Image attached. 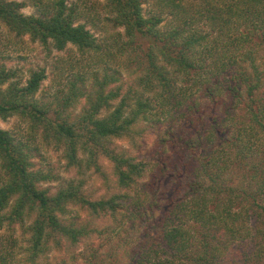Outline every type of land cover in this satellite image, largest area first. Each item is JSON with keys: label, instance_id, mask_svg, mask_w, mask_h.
I'll return each mask as SVG.
<instances>
[{"label": "trees", "instance_id": "1", "mask_svg": "<svg viewBox=\"0 0 264 264\" xmlns=\"http://www.w3.org/2000/svg\"><path fill=\"white\" fill-rule=\"evenodd\" d=\"M27 1L38 14H24L26 2L0 0V24L58 51L73 45L89 59L90 88L73 83L54 106L35 98L43 69L21 82L17 70L0 66V119L16 117L27 130L17 138L0 129V229L33 216L25 262L39 264L62 238L73 245L88 238L87 226L59 216L72 203L110 214L116 228L128 222L130 240L140 235L134 246L125 240L124 257L115 252L109 264H264V0H157L161 11L149 17L141 0H106L104 21L122 31L100 38L88 28L100 27L98 0ZM165 12L168 29L160 27ZM119 67L135 77L121 96L109 89ZM76 92H85L86 106L74 116L67 108ZM152 121L172 126L162 141L172 140L180 163L172 199L149 226L145 206L153 204L138 190L149 162L116 152L110 140L133 139L139 123ZM37 136L63 146L69 166L98 173L99 158L107 159L124 193L91 200L80 180L48 195L37 184L53 177L30 169L36 147L28 144ZM9 238L11 246L0 238V264L13 262L16 242Z\"/></svg>", "mask_w": 264, "mask_h": 264}, {"label": "rangeland", "instance_id": "2", "mask_svg": "<svg viewBox=\"0 0 264 264\" xmlns=\"http://www.w3.org/2000/svg\"><path fill=\"white\" fill-rule=\"evenodd\" d=\"M10 1L26 2L27 6L22 10L24 14H38L37 9L27 0ZM141 1L142 13L145 17L160 13L161 7L157 0ZM67 3L90 6L95 3V0H67ZM105 3L106 0H98L94 7V9H98V13L94 16H97L96 21L100 22V27L95 29L90 24L88 26L93 35L98 36V38L109 37L115 30L122 31V29H115L104 21L107 13L102 10L101 6L103 7ZM92 16L89 17L92 18ZM161 19L160 27L163 29L172 26V20L168 13H163ZM84 22L85 20L81 21V23ZM88 62L89 59L80 56L73 45L69 44L64 50L58 51L51 48L50 45L45 47L39 42L32 41L29 36L17 37L0 24V66L17 70L21 82H25L33 70L43 69L45 71L46 77L41 82L35 98L52 102L56 106L58 103H62L61 97H64L60 92L68 93L69 87L73 83L78 90L81 88L86 91L89 90ZM82 76L85 79L84 83L80 80ZM116 76L118 77L117 80L109 86V89L118 91L121 96L133 84L135 77L126 74L120 67ZM75 98L73 105H70L67 111L77 116L86 106L85 92L83 94L76 92ZM60 110H63V107ZM101 113L104 115L105 111ZM167 125L168 121L161 124L154 121L141 122L134 128L133 139L123 137L110 140V148H114L116 152L137 161L146 160L149 162L143 177L138 181L140 197H145L147 201L153 204L152 206H145V208H150L152 212L148 216L146 215L149 226H153L162 219L166 204L171 201L172 194L175 192L174 188H177L179 184L178 181L172 180V171L176 167L174 163H180L176 157V152L172 150V140L167 144L162 141L168 128ZM0 129L11 132L17 138L22 135L27 137L26 126L16 117L7 120L0 119ZM168 131L172 134V126L171 129L168 128ZM54 144H45L40 136H37L36 140L34 138L29 140L28 145L32 148L36 147L31 160L33 165L30 169L42 171L53 177L51 180H43L38 183L39 189L46 190L47 194L52 196L60 189L65 188L68 183H76L82 180V191L91 200L107 199L114 194L124 193L125 190L118 186L112 165L107 159L99 158L100 169L98 173H94L92 169H79L69 166L65 158L64 147ZM66 210L65 213H59L61 219L73 221L77 226H87L89 236L75 245L70 244L67 238H62L60 245H49L48 250L39 258V264L48 261L52 264H109L112 260L111 255L115 252L118 253V251H120L118 256L121 258L124 242L127 239L130 240L131 229L128 222L120 224L116 228L114 226L115 218L109 217L110 214H93L86 208L72 203L66 205ZM142 214L144 213L141 211ZM114 216H123V214L118 213ZM251 216L253 217L250 218V221L254 225L257 223L256 215ZM32 218L33 216L26 218L22 224L24 226L17 223L12 227L13 230L8 229V226H3L0 229V238L6 246H11L9 236H12L16 242L15 248L12 249L14 250L12 264H27L23 250L29 245L30 232L27 227ZM122 225L123 227H121ZM107 227H111L112 230H106ZM138 227L143 231V226L138 224ZM150 233L152 234V232ZM139 236L138 234L136 238L129 241L132 246ZM92 252L96 253L94 259L90 255Z\"/></svg>", "mask_w": 264, "mask_h": 264}]
</instances>
